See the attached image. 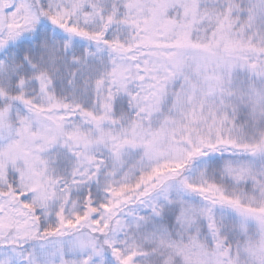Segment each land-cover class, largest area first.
<instances>
[{"label":"snow or ice","instance_id":"snow-or-ice-1","mask_svg":"<svg viewBox=\"0 0 264 264\" xmlns=\"http://www.w3.org/2000/svg\"><path fill=\"white\" fill-rule=\"evenodd\" d=\"M0 264H264V0H0Z\"/></svg>","mask_w":264,"mask_h":264}]
</instances>
